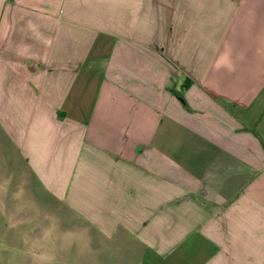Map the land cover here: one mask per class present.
Returning <instances> with one entry per match:
<instances>
[{
    "label": "crops",
    "instance_id": "1",
    "mask_svg": "<svg viewBox=\"0 0 264 264\" xmlns=\"http://www.w3.org/2000/svg\"><path fill=\"white\" fill-rule=\"evenodd\" d=\"M0 264H264V0H0Z\"/></svg>",
    "mask_w": 264,
    "mask_h": 264
},
{
    "label": "trees",
    "instance_id": "2",
    "mask_svg": "<svg viewBox=\"0 0 264 264\" xmlns=\"http://www.w3.org/2000/svg\"><path fill=\"white\" fill-rule=\"evenodd\" d=\"M185 89H186V86L184 87V90ZM174 93L179 98V100L186 106V101H185L183 92H175L174 91Z\"/></svg>",
    "mask_w": 264,
    "mask_h": 264
}]
</instances>
